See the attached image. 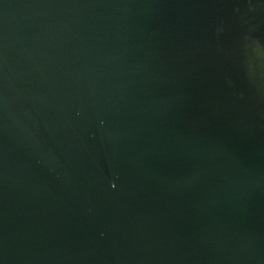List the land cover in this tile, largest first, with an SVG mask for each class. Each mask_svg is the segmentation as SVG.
I'll return each mask as SVG.
<instances>
[{
	"label": "water",
	"instance_id": "1",
	"mask_svg": "<svg viewBox=\"0 0 264 264\" xmlns=\"http://www.w3.org/2000/svg\"><path fill=\"white\" fill-rule=\"evenodd\" d=\"M0 264H264V0H0Z\"/></svg>",
	"mask_w": 264,
	"mask_h": 264
}]
</instances>
